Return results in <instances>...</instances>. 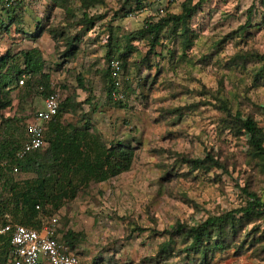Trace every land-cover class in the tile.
Returning <instances> with one entry per match:
<instances>
[{
  "label": "rangeland",
  "instance_id": "1",
  "mask_svg": "<svg viewBox=\"0 0 264 264\" xmlns=\"http://www.w3.org/2000/svg\"><path fill=\"white\" fill-rule=\"evenodd\" d=\"M169 1L144 0L142 10L125 15L135 8L134 0H105L90 10L104 18L83 34L76 25L79 0H67V10L51 0H18L6 10L0 0V55H16L22 68L20 50H40L50 90L62 102L71 101L57 118L64 132L83 137L90 156L99 155L100 144L118 141L134 149L130 169L105 181L79 184L77 173L71 174L77 193L48 210L58 215L60 235L67 230L82 234L72 248L80 264H199L184 253L161 260L159 247L167 239L163 230L245 206L248 196L242 188L264 200V153L252 150L247 134L232 119L239 111L264 133L263 63L235 59L238 54L264 55V7L260 0H205L185 28L179 23L165 27L154 49L146 37L130 39L146 19L179 14L186 0ZM77 32L83 34L74 44L78 50L66 58L64 36ZM110 35L126 51L119 75L121 99L108 97ZM10 86L12 105L0 111V144L10 138L22 144L25 123L43 107L45 96L31 83ZM49 126L37 151L40 161L49 157ZM73 151H60V164H43L48 172L60 169L64 158L75 166ZM207 154L222 166L194 170L181 161ZM26 163L0 178V209L9 198L5 180L23 186L24 180L37 177L38 168L30 165L25 171ZM7 205L12 216V201ZM183 246L176 239L175 251ZM205 264H264V217L228 232L225 247L209 254Z\"/></svg>",
  "mask_w": 264,
  "mask_h": 264
},
{
  "label": "trees",
  "instance_id": "2",
  "mask_svg": "<svg viewBox=\"0 0 264 264\" xmlns=\"http://www.w3.org/2000/svg\"><path fill=\"white\" fill-rule=\"evenodd\" d=\"M16 1L18 0H4L3 8L7 10L8 7H12L16 4ZM51 1L55 6L67 10V0ZM128 1L130 0H127V2ZM204 1L205 0H198L192 4L191 0H186L181 4V12L179 14L167 12L156 21L151 18L146 19L143 26L135 31L130 39L146 37L150 49H154L155 46L160 45L159 39L165 27L173 23H179L185 28L187 20L196 12ZM104 2L105 0H79L81 14L77 19L76 25H81L84 32L83 34H87L94 28L98 21L104 18L102 14L90 13L91 9L104 4ZM143 2L144 0H134L135 8L131 11H127L125 15H130L134 11L142 10L144 7ZM169 2L173 3L175 0H170ZM260 3L264 7V0H260ZM72 15L75 16V14ZM250 15L251 13L249 12L247 23L250 21ZM51 34L53 40L58 39L57 37L59 35L57 32H51ZM82 35L77 32L74 35L64 36L66 49L63 56L70 58L76 54L78 48L74 44L81 40ZM107 46L106 58L108 69L106 71V76L110 82L108 97L112 98L111 91L114 89L113 76L109 63L111 60H117L122 68L121 59L125 57L126 51L125 47L121 49L116 45L112 35L109 36V43ZM129 47L130 46H128V48ZM18 55L20 57L19 59H22V68H20L17 63L16 55H10L9 52L0 55V111L12 105V100L7 96L11 89L10 85L12 82L15 83V87L20 88L26 87L30 83L32 85L34 84L36 87L42 89V95L45 97L50 93H56L50 90L49 73L43 72L44 60L40 50L37 48L20 50ZM249 57L257 59L262 62L264 66V55L262 54H238L235 56V59L245 61ZM22 75L27 77L24 86L18 85V79ZM79 81L82 80L79 79ZM80 85L82 86V82ZM70 102V99H66L64 102L59 99L58 112L48 123L50 125L48 133L52 135H48L50 142L48 148L49 153H47V155H49L48 160L50 167H53L63 161V158L61 159L59 157L60 151L68 147H70L72 151L76 148V151H73L75 156H71L72 159H76L75 166H69V159L64 158L65 163L63 162L64 164L60 169H53L52 172H48L49 167L46 168L43 164L48 160L45 161L42 157V161H40L41 156L37 152L38 150L28 154L25 159L19 163L20 170L22 169V163L27 162L23 168L26 171L29 170L30 165L37 167V177L32 180H24L22 182L23 186L18 182L8 183V181L5 180V184L8 186L6 187L9 198L1 205L0 219H2L3 222L9 220L39 229L44 220L52 214V212H49L50 210L53 211L54 209H58L63 198L70 197L69 194H71L72 197L77 193V188L71 187V174L77 173L80 184L90 181L102 182L130 169L134 157V149L131 146L119 141L111 144L109 147L100 144L99 148L101 151H99V155L94 154L90 156L80 140L83 137L78 136L76 131L72 133L64 132L57 118L60 113L67 110L70 106ZM221 107L228 114H231L226 103L223 102ZM232 119L236 124L238 123L239 128L247 134L248 144L252 150H254L255 153H264V133L257 125L256 121L249 116H242L239 111L235 112ZM20 147L21 143L12 138L5 139L0 144V178L9 170L7 166L5 167L2 165V162L4 160H9L10 163H13L15 161L14 154ZM181 159V161L186 162L194 170L222 166V164L210 154L202 158L189 159L182 157ZM66 164L68 165L66 166ZM64 166L67 167L65 175L62 171ZM242 190L248 196L245 206L228 210L219 215L208 216L194 225L177 223L170 228L164 229L162 233L167 239L162 242L159 247L161 260L166 261L172 256L184 253L186 257L191 256L193 260H197L199 264H205L209 254L211 257L214 251L221 250L225 247L228 232L235 233L236 227L240 226L241 223L264 217V213L258 209L259 206L264 203V200H260V198L253 193H248L244 188H242ZM10 201L13 203L12 216L6 211V209H8L7 203ZM36 205H39V209H36ZM46 205H48L49 208H45ZM54 237L57 241L68 245L70 249L73 250L74 243L82 238V234L80 232H74L73 230H67L63 235H60L59 227H57ZM176 239H180L182 244H184L178 251L174 249ZM10 247L9 236L0 235V264H6L10 255Z\"/></svg>",
  "mask_w": 264,
  "mask_h": 264
},
{
  "label": "built area",
  "instance_id": "3",
  "mask_svg": "<svg viewBox=\"0 0 264 264\" xmlns=\"http://www.w3.org/2000/svg\"><path fill=\"white\" fill-rule=\"evenodd\" d=\"M109 67L113 76L114 88L111 91V97L121 99L123 95L120 93V64L117 60H111ZM26 78L25 75H22L18 79L20 86L25 85ZM58 102L56 93L48 94L43 100V107L37 109L33 116L26 121L25 139L14 154L15 161L13 163H10L9 160L2 162V165L7 166L12 173H17L20 170L19 163L28 154L44 146L46 125L57 114ZM36 209H39V205H36ZM258 209L264 213V203ZM57 226L58 215L56 213L47 217L39 229L9 220L3 222L0 219V235H8L11 246L6 264H80L79 254L71 250L68 245L55 239Z\"/></svg>",
  "mask_w": 264,
  "mask_h": 264
}]
</instances>
